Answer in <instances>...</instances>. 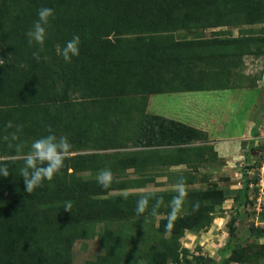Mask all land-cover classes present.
Returning <instances> with one entry per match:
<instances>
[{
  "label": "trees",
  "instance_id": "1",
  "mask_svg": "<svg viewBox=\"0 0 264 264\" xmlns=\"http://www.w3.org/2000/svg\"><path fill=\"white\" fill-rule=\"evenodd\" d=\"M42 7L53 9L55 15L49 18L41 51L39 44L29 45L26 33L33 29ZM263 17L264 0H0V50L13 60V64L0 65V111L5 113L0 143H6L9 156L20 153L16 150L18 144L26 148V142L28 145L49 135L48 126L58 137L66 136L72 152H78L88 140L97 137L110 109L124 104H132L142 112L133 145L143 148L122 155L72 153L53 180H45L31 194L26 192L20 175L24 160L6 161L10 175L0 176V182L7 186L5 194L0 192V264H71V244L83 237L86 222L150 214V208L143 215L136 212L142 194L108 196L141 187L143 178L115 179L104 188L77 173L106 168L112 172H140L166 164L189 167L194 166L190 159L195 156L201 160L204 151L216 157L204 132L146 114V97L236 89L209 84V76L219 74L216 65L209 71L193 69L197 64L221 63L225 59L237 68L244 56L263 55L264 32L258 37L247 33L233 37L218 30L211 37L190 40L174 39L173 34L232 24L249 26L262 22ZM74 36L80 38L79 55L70 62L62 56L58 59V49ZM34 52L39 53V61ZM180 68L187 72L178 71ZM72 92L82 93L83 101L71 100ZM195 142L200 144L193 146ZM171 145L177 147L161 149ZM246 170L242 171L243 178ZM248 184L242 181L239 189L223 191L222 198L212 203L205 202L212 199L207 191H188V213L178 215L170 230L165 229L168 216L158 219L156 230L164 236L163 245L151 250L143 258L144 264H164L172 251L170 243L184 231L209 225L213 205L231 196L239 204L245 199L249 203L247 193L255 189ZM156 198L163 200L159 214L168 196L156 194L150 205ZM67 202L72 203L71 211L64 210ZM197 202L199 209L193 211ZM234 217L228 225L224 248L207 258L208 264H221L222 254L231 249ZM249 237L248 247L260 249L264 255V246L254 244L264 238V227L253 228ZM113 239L106 243L102 257L86 264H112Z\"/></svg>",
  "mask_w": 264,
  "mask_h": 264
},
{
  "label": "rangeland",
  "instance_id": "2",
  "mask_svg": "<svg viewBox=\"0 0 264 264\" xmlns=\"http://www.w3.org/2000/svg\"><path fill=\"white\" fill-rule=\"evenodd\" d=\"M218 30L235 37L239 33L254 34L260 36L264 32V17L262 22L253 25H229L226 27L195 29L191 31H177L173 34L174 39H193L196 37L208 38L216 34ZM264 49V48H263ZM57 58L60 59L61 55ZM237 68H232L228 59L219 62H205L197 64L193 69L196 71H207L212 65L217 66L219 74L209 76V84L214 86H228L242 89V91H215V92H188L177 94L154 95L150 103V111L160 113V115L175 116L178 119H185L188 112L195 115L205 111L212 115L213 124L210 126L212 133L216 137L224 139L238 137L242 134L244 122L249 116L257 122L258 113L264 114V54L260 56H244ZM0 65L13 64L10 54L0 50ZM59 69V68H58ZM187 72L185 69H177ZM209 71V70H208ZM3 72L4 69H3ZM7 72V71H6ZM173 73L176 74L175 70ZM257 87L256 94L248 89ZM61 87V84L58 85ZM232 90V89H227ZM226 92L234 98L230 104V112L226 110ZM82 93L72 92L69 98L75 102H81ZM132 104H124L121 108H111L105 118L102 119L105 126L96 132L97 137L88 140L77 154L94 153H117L119 155L129 154L142 150L143 148L133 145V141L138 133V126L142 121L139 109H135ZM204 108V109H203ZM41 113V112H40ZM4 111H0V124ZM43 115V113H41ZM40 115V114H39ZM205 114L202 115V117ZM99 116V115H98ZM99 118H101L99 116ZM264 124V123H262ZM259 125V124H258ZM1 126V125H0ZM6 131V128H5ZM1 134V133H0ZM5 136V135H4ZM3 141L0 143V157L5 161H21L22 155L30 150L31 142L25 143L26 148L23 153L16 156H9L8 147ZM200 143L195 142L196 146ZM175 145L162 146V150H172ZM248 161L243 169L250 170L259 165L264 157V137L256 147L248 150ZM194 166L185 165H153L143 171L135 172L125 170L113 173L115 179H140L145 181L141 187L131 188L123 191L111 192L108 196L116 195H137L143 191H151L155 194H166L167 203L163 204L162 212L156 216L147 214L144 216H128L119 221H90L84 224V235L80 239H75L70 247L71 264H86L94 262L103 256L105 245L114 238L115 254L112 264H144L143 258L150 254L151 250L163 245L164 236L157 232V222L159 218L168 216L170 211L171 195L175 194V185L180 177L191 180V184H186L187 191H207V196L212 197L205 200L212 203L215 199L222 198L225 190H232L230 185L237 183L241 186V177L234 176L232 167L222 168V162L211 152L204 151L201 160L195 156L190 159ZM254 162V164H252ZM194 168V169H193ZM243 171V170H242ZM245 171V172H246ZM100 170L77 173L82 178L94 179ZM239 173V171H237ZM244 173V172H243ZM242 181L249 183V175ZM7 186L0 182V192H6ZM247 193V199L240 204L233 196L226 198L222 203L213 205L210 212V223L203 229L187 230L178 238L176 242L170 243L172 248L164 264H208L207 258H213L218 251L224 248L228 240V225L230 219L234 217L232 234L229 239L231 251L222 254L221 264H264V255L260 254V249L248 247L251 243L250 231L255 227H264V197L259 202H255L256 192L252 189ZM189 199L186 198L178 215L187 214L189 211ZM254 244L264 246V238ZM118 248V249H117ZM119 250V251H118ZM264 251V249L262 250ZM134 260L136 262H134ZM207 260V261H206ZM234 261V262H232ZM106 264H111L107 262Z\"/></svg>",
  "mask_w": 264,
  "mask_h": 264
},
{
  "label": "clouds",
  "instance_id": "3",
  "mask_svg": "<svg viewBox=\"0 0 264 264\" xmlns=\"http://www.w3.org/2000/svg\"><path fill=\"white\" fill-rule=\"evenodd\" d=\"M54 10L48 7H42L38 12V20L35 22L33 29L26 33L28 43L39 44L40 50L46 40V26L49 24V18L54 17ZM79 36H74L68 41L63 49H58V55H61L66 62H70L72 57L79 55ZM34 58L39 61L38 52L33 53ZM2 63V61H0ZM11 126V125H9ZM49 135L34 140L31 143L30 150L22 155L24 166L20 169V175L25 184V190L31 194L36 188L41 187L45 180L52 181L54 176L64 167V162L72 155V144L66 136H57L53 133L51 126H48ZM23 144L16 146L17 152L23 153ZM249 171V170H248ZM10 175L6 166V161L0 157V176L8 177ZM97 182L104 188H108L113 182V173L111 169H102L97 175ZM176 195L170 201V211L168 213V222L165 225L166 230H170L173 222L177 219L178 213L188 196L186 189V180L180 177L175 185ZM155 193L143 191V194L137 201L136 212L143 215L150 208V214L156 216L163 203L162 198H156L155 203L150 205V201L155 198ZM72 203L67 202L65 211H71ZM199 209V203L193 205V211Z\"/></svg>",
  "mask_w": 264,
  "mask_h": 264
},
{
  "label": "crops",
  "instance_id": "4",
  "mask_svg": "<svg viewBox=\"0 0 264 264\" xmlns=\"http://www.w3.org/2000/svg\"><path fill=\"white\" fill-rule=\"evenodd\" d=\"M242 89H232V90H226V91H237ZM250 92L254 91L257 96H259L260 92L259 89L255 86L254 88L248 89ZM215 91H224V90H212V91H198V92H215ZM188 93V92H184ZM171 94H177V93H171ZM160 95V94H157ZM154 95H148L146 97V106H145V113L148 115H154V116H160L166 119H170L179 123H182L184 125L193 127L195 129H198L206 134V142L212 146L213 152L216 154V157L221 160L222 168L226 167H232L239 169H234L235 173L234 176H236L235 179H238L237 177H241V186H242V170L243 167L247 164L248 161V153L250 149H253L262 141V138L264 137V114L259 112L258 113V121L255 122L252 117L249 116V119L247 118L246 122H244L243 125V132L240 136L234 137V138H228L224 139L221 137H216L212 131H211V125L213 124L212 121V115L202 111L201 114L195 115L193 112H188V115L185 119H178L175 116H169V115H160V113H155L150 111V103L151 99ZM232 98H234L232 95L229 94V92H226V110L227 112H230V104L232 103ZM204 109V108H203ZM205 114L203 117L202 115ZM259 124V125H258ZM239 171V173L237 172ZM249 171H246L247 174ZM248 175V174H247ZM236 182L234 184L230 185L229 188L232 190H237L241 186Z\"/></svg>",
  "mask_w": 264,
  "mask_h": 264
},
{
  "label": "built area",
  "instance_id": "5",
  "mask_svg": "<svg viewBox=\"0 0 264 264\" xmlns=\"http://www.w3.org/2000/svg\"><path fill=\"white\" fill-rule=\"evenodd\" d=\"M247 174L253 180L249 182L248 186L255 189V202L258 203L260 198L264 197V157L262 162L255 166V168L252 167Z\"/></svg>",
  "mask_w": 264,
  "mask_h": 264
}]
</instances>
